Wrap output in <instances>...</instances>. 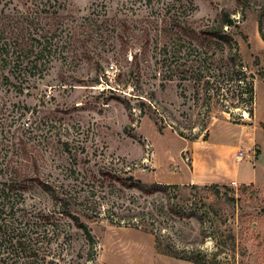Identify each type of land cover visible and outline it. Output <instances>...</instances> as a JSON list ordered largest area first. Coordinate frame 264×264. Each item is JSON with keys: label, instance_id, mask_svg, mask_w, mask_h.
<instances>
[{"label": "rangeland", "instance_id": "obj_1", "mask_svg": "<svg viewBox=\"0 0 264 264\" xmlns=\"http://www.w3.org/2000/svg\"><path fill=\"white\" fill-rule=\"evenodd\" d=\"M72 1L81 19L104 12L120 17L128 10L163 18L167 9L161 8L172 2ZM251 3L243 11L237 0H193L195 27L219 25L223 9L236 23L224 27L232 35L231 46L202 47L200 52L209 53L196 56L197 62L186 61L184 50L179 61L184 71H174L170 56V69L159 65L158 48L166 40L158 43L159 32L151 27L148 52L130 41L126 61L118 59V50L100 55L99 49L90 65L63 69L56 63L23 91L0 85V189L26 153L18 139L39 165L33 175L29 172L33 181L25 194L14 188L20 203L12 213L6 204L2 217L8 224L16 220L20 233L29 220L36 264H196L163 254L158 236L163 246L205 264H264V23L260 32L259 22L264 0ZM192 63L195 71L186 73L184 65ZM239 151L244 160L235 163ZM232 170L239 172L240 183H256L235 187L227 178L208 176ZM193 175L194 183L181 184ZM137 182L179 187H169L168 196L159 192L145 199L133 188ZM51 188L78 197L82 210L96 216L81 218L90 237L59 216ZM229 198H235L234 205L226 203ZM171 207L182 216L172 214ZM140 210L154 216L145 222L154 234L138 227ZM23 261L10 256L7 263Z\"/></svg>", "mask_w": 264, "mask_h": 264}, {"label": "trees", "instance_id": "obj_2", "mask_svg": "<svg viewBox=\"0 0 264 264\" xmlns=\"http://www.w3.org/2000/svg\"><path fill=\"white\" fill-rule=\"evenodd\" d=\"M147 1L151 3L152 0ZM237 2L239 6L243 7V11H246L252 5L251 0H237ZM74 6L72 0H0V85L5 87L14 86L16 90L23 91L26 83L43 78L56 63L62 62V68L67 67V69L76 68L72 67L73 63H76L77 67L82 64L90 65L93 56L98 54L99 49L100 55L102 51L109 54L113 49H115V53L118 50V59L126 61L128 59L127 45L130 41L135 40L137 43H141L144 50L148 52L146 49L152 41L151 27L159 32L158 43L160 39L162 41L166 40L163 42L162 48H158L159 57H163L162 60H159V65L163 69H170L169 65L175 63L173 69L178 72L184 71L181 68L182 65L179 64L184 50L186 51L184 56L186 61L197 62L196 56L201 59V54L209 53L208 50L200 52V48H210L215 43L217 46L220 44L231 46L233 42L232 35L224 30V27H232L236 23L231 12L223 9L221 22L217 26L195 27L194 22L191 20L194 7L193 0H172V2L161 8V10L167 9L163 18L157 15L154 16L153 13L143 16V14H137L134 10H128L130 14L120 17L118 15L110 17L107 16L109 12H104L105 16H100L101 14L94 16L91 13L81 19L77 16ZM102 6L104 5L102 4ZM181 10L186 11V13H180ZM261 11V16L264 17V6ZM261 16L259 21L260 32H263L264 22ZM159 21L162 22L163 28H161V25L159 26ZM137 30L138 32H136ZM109 43L112 44V48L109 47ZM104 45H108V48H103V50ZM169 56L172 59L168 65ZM137 60V56L132 59L138 65ZM204 61L205 64L207 59L205 58ZM186 65H184L187 68L186 73L195 71V63L190 66ZM98 67H100L99 64ZM251 78L252 80L247 84V93L252 100L255 92L254 80L253 77ZM14 80L17 83H14ZM62 82H66L63 76ZM139 107L146 108L148 106L139 102ZM21 141L22 139H18V148L20 151L25 150L26 153L20 155L22 159L20 164L11 167L9 170L11 173L10 178L8 182L2 184L3 189H0V264H8L7 260L10 256L13 258L22 256L24 261L20 264H36L37 262L36 250L32 249L35 239L27 236L30 235L28 229L32 227L27 219L28 213L23 212V220L27 219V221L23 222L24 229H21L22 233L18 229L20 227H17L18 223L13 222L16 220L8 224L5 218L2 217L8 211L5 209L6 204L10 206V212L12 213L15 204L20 203L19 199L16 200V198L22 196L18 192L14 194V188L21 187L25 194L30 189L27 183L33 181L29 172L33 175L35 172L32 169H39L35 154L30 152L28 148L26 149L27 144L25 142L22 146ZM28 168L31 169L28 170ZM37 181L41 182L42 180ZM169 187L176 189L179 186L172 185L162 188L161 185L137 182L133 188L138 190L142 198L147 199L159 192L168 196ZM220 187L228 189L226 186H212V189H220ZM194 188L197 187L194 186ZM49 191L50 197L56 203L59 216L73 221L77 230L87 232L90 237L88 228L81 221V218L85 217L92 220L96 216L93 214L91 216L82 210L83 204H81L78 197L75 198L71 194L68 195L67 192H59L52 188ZM13 195L16 196L13 197ZM10 200L13 202H10ZM229 201L234 205L236 200L235 198H229L226 203L231 204ZM23 202L25 201L23 200ZM176 209V207H171L170 212L181 217L182 210ZM162 211L163 206L160 207V212ZM15 214L13 213V215ZM137 217L142 218L140 222L142 225L138 224V227L145 229L147 233L154 234L153 230L145 224L147 220L152 219L154 216L146 210H140L135 218ZM11 233L14 234L13 237H11ZM186 243L188 245L195 244ZM157 246L163 254L196 264H205L199 258L189 255L188 252L181 255L180 252L174 250L173 246H163L160 236L157 237ZM25 258L28 259V262ZM29 259L33 262H29Z\"/></svg>", "mask_w": 264, "mask_h": 264}, {"label": "crops", "instance_id": "obj_3", "mask_svg": "<svg viewBox=\"0 0 264 264\" xmlns=\"http://www.w3.org/2000/svg\"><path fill=\"white\" fill-rule=\"evenodd\" d=\"M238 171H239V169H238ZM238 171L235 172L234 170H232L231 173H229V175L226 174V176H224L225 174H223L222 172L217 173V172L211 171L212 173L210 175H208V176L210 178L212 177L213 179L218 178V177L219 178L220 177H224L223 179L227 178L228 180H230V182L235 181L237 184L256 183V182H253V181H250V180L247 181V183H240V181L238 179V177H239V172ZM194 179H195L194 175L190 176V177L188 176V179L186 181H182L181 184H185L186 185V184L194 183V181H195Z\"/></svg>", "mask_w": 264, "mask_h": 264}, {"label": "built area", "instance_id": "obj_4", "mask_svg": "<svg viewBox=\"0 0 264 264\" xmlns=\"http://www.w3.org/2000/svg\"><path fill=\"white\" fill-rule=\"evenodd\" d=\"M233 160H234L235 163H240V162H242V161L244 160V153L241 152V151L235 153V154L233 155ZM231 185L236 187V186H237V183H236L235 181H232V182H231Z\"/></svg>", "mask_w": 264, "mask_h": 264}]
</instances>
